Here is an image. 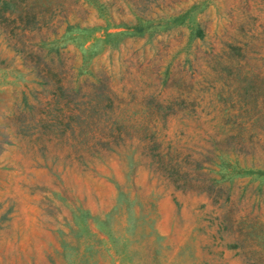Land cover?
I'll return each mask as SVG.
<instances>
[{
  "label": "rangeland",
  "instance_id": "rangeland-1",
  "mask_svg": "<svg viewBox=\"0 0 264 264\" xmlns=\"http://www.w3.org/2000/svg\"><path fill=\"white\" fill-rule=\"evenodd\" d=\"M0 264H264V0H0Z\"/></svg>",
  "mask_w": 264,
  "mask_h": 264
}]
</instances>
